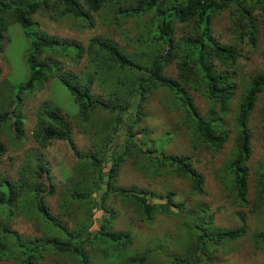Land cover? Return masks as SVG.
Segmentation results:
<instances>
[{
  "label": "trees",
  "instance_id": "1",
  "mask_svg": "<svg viewBox=\"0 0 264 264\" xmlns=\"http://www.w3.org/2000/svg\"><path fill=\"white\" fill-rule=\"evenodd\" d=\"M225 10L235 44L221 42L211 28L213 16ZM37 12L54 20L70 18L88 28L95 25L92 15L100 13V22L114 29L121 42L109 34L93 35L86 45L60 40L39 29L33 19ZM10 22L21 26L30 44L26 56L29 77L18 86L15 102L23 92L40 90L49 77H56L77 104L78 124L93 120L99 111L108 119L98 125L103 133L100 143L74 151L68 196L60 204L61 215H57L45 198L55 193L56 182L43 150L57 140L73 146L72 127L59 108L46 101L40 103L31 131L36 151L19 164L15 179L0 172V262L11 259L13 264H40L46 256L56 255L67 256L74 264H94L95 258L101 264L145 262L149 251L134 253L136 248L131 244L135 235L130 227L115 226L114 197L147 223L159 214L180 217L181 238L195 250L182 258L167 254L171 263L210 261L218 244L245 235L244 226L215 224L205 205L188 206L174 190L124 187L116 181L120 166L130 159L135 170L148 178H179L189 183L192 194H202L204 176L194 167L192 157L163 150L167 133L157 140L156 148L148 143L143 149L138 145L135 135L144 130L139 126L145 116L143 108L155 91H166L172 103L183 110L181 124L188 131L191 148L218 151L228 140V113L238 96L233 143L223 165L228 185L224 184L238 202L246 200L247 162L252 153L249 120L264 91V69L245 77L238 74L237 62L242 57L239 46L244 37L253 47L259 27L264 29V0H0V41ZM65 57L74 63L86 57L87 81L64 68L61 59ZM171 63L175 64L176 77L164 73ZM95 86L103 92L93 90ZM190 91L209 103L207 115L200 113ZM16 106L0 112V124L10 122L13 143L24 138L25 119ZM258 110L264 139V100ZM8 112L12 113L10 118ZM4 151L0 140V155ZM218 181L223 183L219 175ZM254 187L255 203L264 205V153L256 161ZM156 194L166 201L152 202ZM77 202L85 208L79 216L73 208ZM20 215L40 218L41 233L29 237L17 233L10 223ZM258 236L264 244V232Z\"/></svg>",
  "mask_w": 264,
  "mask_h": 264
},
{
  "label": "rangeland",
  "instance_id": "2",
  "mask_svg": "<svg viewBox=\"0 0 264 264\" xmlns=\"http://www.w3.org/2000/svg\"><path fill=\"white\" fill-rule=\"evenodd\" d=\"M100 14V13H99ZM99 14H93L94 27H83L73 19L54 20L48 17L44 12H37L33 19L38 22L39 29L49 35L58 37L60 40H75L86 45L89 38L96 34L112 35L114 39L121 42L114 29L104 26L100 22ZM230 19L228 10L215 14L212 18L211 28L215 36L223 43L235 44L236 39L230 28ZM263 27L260 26L256 43L252 47L247 44L246 37L240 44L242 57L237 62L238 74L248 77L249 74L259 72L264 69V35ZM30 51L28 38L23 29L16 23L7 24L4 31V37L0 41V112L11 111V106L17 104V110L21 111L24 121V138L13 143L11 141L12 129L9 120L6 124H0V140L5 147V151L0 155V172L11 179L17 177V168L19 164L27 159L36 151V144L32 140L31 131L36 121L37 108L40 103L46 101L50 106L57 107L67 117L72 127L73 146L65 140L54 141L44 151L49 161L51 172L56 182V190L53 195L46 196V201L50 205L53 214L61 215L60 204L66 199L68 187L71 181L68 175L74 165L76 150H86L96 143H100L103 133L98 126L100 122L108 119V115L101 111L97 112L93 120L83 125L78 124V107L68 89L56 77H49L40 90L33 93L27 91L20 94L15 102L14 95L18 86L29 77V68L26 56ZM65 69H69L85 78V70L88 69L86 57L81 58L79 63H74L70 58L61 59ZM164 73L171 77H176V67L174 63L169 64ZM102 93L98 86L93 90ZM239 90V88H238ZM193 103L200 113L205 116L208 114L211 106L197 92L190 91ZM238 93V92H237ZM237 95V94H236ZM229 109L228 123H231L230 134L224 147L218 151L200 149L193 150L190 145L188 131L181 124L184 115L179 104H173L167 96L166 91H155L147 105L143 108L145 116L139 121L142 132L135 135L138 145L143 149L144 144L148 143L150 147H157V140L161 135H168V142L164 143V151L168 153L187 154L192 157L193 165L197 171L204 176V192L194 195L190 191L189 183L179 178L169 176L156 179L148 178L140 171H136L131 164V160H126L120 166L116 184L118 186H137L149 190L161 191L174 190L176 197L188 206L197 207L203 204L208 208L207 214L212 221L226 228L245 227V235L233 241H225L218 244L211 251V260L190 261V264H264V244L259 239L264 232V205L257 204L254 201V169L256 161L264 153V139L262 138V123L259 117L258 108L264 100V91L259 95L252 113L249 126L252 131L251 145L252 153L247 162L249 169L248 187L244 202H238L233 191L225 187L224 182H228L227 175L223 165L228 158L233 136L234 125L233 116L236 108V100ZM176 105V106H175ZM215 111L216 107H212ZM12 113L8 112L7 117ZM12 126V125H11ZM146 133V134H145ZM218 175L221 176L223 183L218 181ZM226 175V176H225ZM228 185V184H227ZM152 202H165L157 194L151 199ZM112 208L118 214V221L115 226L125 228L129 226L133 235L134 242L131 247H135V254L143 255L149 251V257L145 262L138 264H176L171 263L167 254L176 255L178 258L191 255L195 248L182 240L180 227V217L176 215L159 214L151 223L140 220L136 212L126 205L119 198H112ZM75 215L79 216L85 212L82 203H73ZM76 216V217H77ZM208 218V217H207ZM10 226L17 233L23 236L39 235L43 224L40 218L24 217L22 215L14 217ZM189 244V245H188ZM11 260V259H10ZM3 261L0 264H13V260ZM40 264H74L67 256L56 255L55 257L46 256ZM94 264H101L98 259H94Z\"/></svg>",
  "mask_w": 264,
  "mask_h": 264
}]
</instances>
